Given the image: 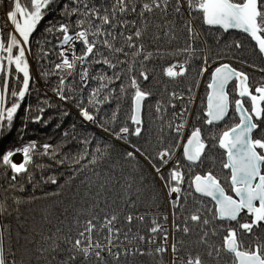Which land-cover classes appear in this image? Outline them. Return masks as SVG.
Here are the masks:
<instances>
[{
    "label": "snow or ice",
    "instance_id": "1",
    "mask_svg": "<svg viewBox=\"0 0 264 264\" xmlns=\"http://www.w3.org/2000/svg\"><path fill=\"white\" fill-rule=\"evenodd\" d=\"M0 13V264H264V0Z\"/></svg>",
    "mask_w": 264,
    "mask_h": 264
},
{
    "label": "trees",
    "instance_id": "2",
    "mask_svg": "<svg viewBox=\"0 0 264 264\" xmlns=\"http://www.w3.org/2000/svg\"><path fill=\"white\" fill-rule=\"evenodd\" d=\"M0 15H2V13H0ZM237 38H240V37L237 36ZM34 70L38 72V70H39L38 69V66H35L34 65ZM29 102L35 103V95L30 96V97H26V100L24 102H22V109H21L20 113H18V117H17V120H16V123L17 124L20 123V121H19V115L22 114L23 108L26 107L27 106V103H29ZM126 112H127V107L125 106V108H124V110L122 111V114H121V118L122 119H123L124 115L126 114ZM51 131H52L51 128L47 129V131H45L44 129H40V133L41 134H44V135H47L48 133H51ZM15 140H16L15 131H13L6 138H4L2 141H0V148H6V147H9V146H12V143ZM20 158L22 159V156ZM21 159H20V161H21ZM37 194L39 195L40 193H37Z\"/></svg>",
    "mask_w": 264,
    "mask_h": 264
},
{
    "label": "rangeland",
    "instance_id": "3",
    "mask_svg": "<svg viewBox=\"0 0 264 264\" xmlns=\"http://www.w3.org/2000/svg\"><path fill=\"white\" fill-rule=\"evenodd\" d=\"M15 160L18 162L20 161V156L18 155L17 157H15Z\"/></svg>",
    "mask_w": 264,
    "mask_h": 264
},
{
    "label": "built area",
    "instance_id": "4",
    "mask_svg": "<svg viewBox=\"0 0 264 264\" xmlns=\"http://www.w3.org/2000/svg\"><path fill=\"white\" fill-rule=\"evenodd\" d=\"M17 156H18V155H17ZM17 156H16V157H17Z\"/></svg>",
    "mask_w": 264,
    "mask_h": 264
}]
</instances>
